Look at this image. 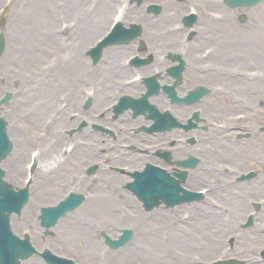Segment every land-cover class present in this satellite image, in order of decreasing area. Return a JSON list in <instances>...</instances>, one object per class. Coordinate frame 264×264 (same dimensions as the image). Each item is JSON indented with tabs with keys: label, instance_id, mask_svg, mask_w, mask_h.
Instances as JSON below:
<instances>
[{
	"label": "bare ground",
	"instance_id": "1",
	"mask_svg": "<svg viewBox=\"0 0 264 264\" xmlns=\"http://www.w3.org/2000/svg\"><path fill=\"white\" fill-rule=\"evenodd\" d=\"M112 1L113 0H100L98 7L94 10V12L91 15H87L86 13H84L85 11L83 8V2H79L78 0H59V2L58 0H51V3L49 0H20V3L21 5H23V8H20L19 10L15 11V13H13L14 22L12 23V28H9V41L7 43V49H12L13 51H15L16 53L14 54V57L16 59L24 60L23 63L25 64L23 65L22 71L14 65V62L9 64L7 67L2 68L3 74L1 80L2 82L0 84V90H9L14 85L13 82L18 80L20 88L23 89L22 94L24 95V99L20 96H16L17 94L15 90L12 91L14 98L9 108H12V110L15 111L16 109L21 107L22 103H27V108L35 107L38 110V113L35 116L36 118L33 117L32 122H38L45 119L51 120L49 126L50 129L47 132V137L45 140L42 139V141H45L44 145L46 150L45 160H41L42 169L44 168V166H60L58 170L65 174L67 169L69 170L70 167H74V172L76 174L80 169H82L83 164L85 163V159L87 157L93 158L102 154L103 149L100 144H97L95 147H91L88 146V140L84 143H80V140H86L84 136H88L89 133H92L91 130H88V128L92 125L93 115L91 117V121H89V123L91 124H89V126L85 129L84 134L78 135V133L74 131V135L79 136V138L76 137L73 141V144H78L77 149H75L73 152V154L76 153L75 162H72L69 158L67 159L65 154L60 155L57 150V145L60 141L66 138V135H68L66 130L74 126L75 123L77 124V122H79V120L76 119L81 118V91L83 82L85 81V78L88 79L89 75V67L86 66V60H88V58L84 54V51L88 45L86 44V42H88V40L92 36H95L101 30V27L104 28L105 24L107 23V19L111 14V7L113 6ZM64 6L65 8H62L63 11H71L74 8L79 9V11H76L77 14H74L73 20H76L79 23L81 19L79 23L80 25L73 29V32H75L76 29H80V26H82L83 29L88 27L89 30L87 32L83 29L80 30L77 35H80L79 37L81 39L75 38L73 43L69 45L78 58L77 63L75 65L68 66L66 64H63V67H61L58 71L56 66L51 63V57L56 55L57 51H61L62 48L57 29L60 22V14L58 8ZM16 9H18L17 4L15 6V10ZM138 15L142 14L139 13ZM144 17L146 16H142V18ZM150 17L152 18V15ZM149 21V23L152 24V19H150ZM14 23L15 28H13ZM229 23L231 24L224 26V29L228 33L225 39L226 43L233 40V42L236 44L246 43L249 40L253 41L257 38V36H260L259 33L256 32V30L259 27L261 29H264V12L262 13L259 22L257 23V27L254 31H251V28L241 30L234 28L233 20ZM227 27H230V29H227ZM146 36L149 38L156 36V32L152 29V26L151 32H149ZM214 41L217 40L214 39ZM261 41L264 44V38L261 37ZM115 49L116 48L110 49L107 55V58L109 59L108 61H114V67L111 70H107L106 66L104 65L101 70V73L103 74V76L106 77L107 80L106 84H100L99 94H97V107L105 105L106 101L109 99L108 96H112V94L110 93V84L114 82L113 79H115L117 72L120 70H126L123 66L118 63L116 56L113 54ZM258 49H261V47ZM251 53L254 57L257 69H264V52L252 49ZM183 56L189 65V69L187 70V72H185V75L191 76L192 79L197 78V72L193 70V64L197 62L194 53H192L190 50L185 49ZM153 57V62L157 66L169 63L165 60L164 57H158V55L156 54H154ZM217 57L219 60L222 61H228L232 59L231 54L225 53V51L220 48ZM173 64L176 65L177 63L173 62ZM227 66L233 69L229 62L227 63ZM93 72L95 71L91 69L90 74H92ZM90 78L91 82L95 84L96 82L98 84L100 83L99 76L97 73L95 74V77ZM263 83L264 80L262 81V85ZM24 91L29 93L26 94ZM252 95L257 103L261 104V102H263L262 107H264V86H262V92L252 90ZM63 99L65 102H68V106L65 110H61L57 106L58 103L60 105L61 100ZM213 103L214 101H209L207 103V107H212L214 112H218L228 107L226 100H222L217 106H214ZM70 113H73L76 119L74 117L72 120L69 119ZM45 114L46 116H43ZM141 119L143 118L141 117ZM138 121L139 118L135 119V122L132 123L137 124ZM132 129L133 128H129L128 132L125 133L130 134ZM125 133L122 134L123 137H125ZM32 136L33 134L29 135L30 140L33 139ZM90 136L91 138L93 137L98 140V137L95 132L92 133V135ZM133 136L135 137H133V139L131 140L134 141L135 146L139 148L141 145L140 142L143 141V135L136 134ZM226 146L227 149L224 148L221 154L227 156L233 161H237L235 159L237 155L243 154V151L246 149H249V151H251L253 154H256L261 149V142H259L254 149L251 145H248L247 148L240 149H237V147L235 148V146H231L229 144H226ZM23 147H25L24 144ZM18 153L19 155H17L19 159H21V157L23 156V151L20 150ZM107 154H111L109 150H107ZM114 161L115 164H117L116 156L114 158ZM10 165L14 169H17L19 162H11ZM101 169H103V167ZM106 169L107 167H104V170ZM88 179L89 178L85 175L80 174L76 176V179H74L73 184H76L79 190L84 191L88 187ZM103 180V189L101 188L102 182L98 185L101 192V195H98L100 199H98L93 204L89 203L86 206L87 209H84L85 214L88 215L89 213V215H97L98 217H102L103 215H105V211L108 210L111 213L108 216H111L112 221L115 222V218L117 217V215L111 210H109V208H112V204L110 202H114L118 199H121L119 198L121 194L124 195L122 198L124 199V201H130V198L126 197V194L122 193L120 190L117 189L118 183L125 182L127 178L124 175L104 173L103 171ZM194 180L198 181L197 178H194ZM68 181H70V178H68L67 180L66 178H64L62 182H59V185H66ZM252 188L261 190L264 188V186L255 182L251 185H247L245 190ZM104 192H109V194L107 195V199L102 198ZM41 193H54V188L49 186L46 189H42ZM218 194L223 199H225L227 203L232 207V219L234 226L237 227V222L242 211L248 206L247 202L245 201V198H227L223 191H218ZM246 194L248 196H252L253 193L247 192ZM40 199L41 197L38 196V200ZM40 201H42V199ZM204 220L208 224H197L195 226V230L197 232L198 238L200 237L201 239H208V245L206 248H202L201 246H198L195 241L185 239L184 236L174 232L173 227L168 224L169 216L165 211H160L159 216L153 220L152 224H160V228L158 227L159 230L169 232L171 236L170 241L175 243L181 242L185 250L184 256L185 258H188V252L191 249L200 250L203 252L211 250L212 254H214L217 247L223 243V234L225 231L223 228L221 229L217 226L220 225L218 222L219 218L217 214L215 213V217L206 218L205 216H203L202 221ZM141 225L143 226L144 223L141 222ZM62 231V241L65 243L67 241L68 235L71 233L75 232L86 235L88 241H86L87 243L85 244V247L83 249L88 254V256L93 254V248L91 247V245L98 247L100 246L97 242L90 240V236L88 235V229H78L74 224L70 222H65L62 223ZM208 232H213L212 238L208 237ZM143 236L146 240L152 243V247L148 251L138 252L132 250V248L128 246L126 248V251H123L118 254V257H124L131 253L130 255H135L134 257H129V259L131 260L136 256H140L146 257L149 260L158 261V264H167L170 260L178 259L175 254L169 251L168 245H157L155 239H152L151 237L146 235L144 228ZM255 236L261 239L264 238V235L255 234ZM63 242H61V245ZM240 243L244 244L247 248H249V246L255 243V240H253L252 238H244L240 241ZM23 264H38V262L36 259H30L29 261H23Z\"/></svg>",
	"mask_w": 264,
	"mask_h": 264
},
{
	"label": "rangeland",
	"instance_id": "2",
	"mask_svg": "<svg viewBox=\"0 0 264 264\" xmlns=\"http://www.w3.org/2000/svg\"><path fill=\"white\" fill-rule=\"evenodd\" d=\"M50 1V3H51V0H49ZM89 1L90 0H86L84 3L87 5L88 3H89ZM152 1H155V0H152ZM207 1H211V0H207ZM2 0H0V8H1V4H2ZM223 5V3L222 4H220V6L218 5V6H216L215 4H211L210 5V8L213 10H218V9H220L221 7H223L222 6ZM69 10H67V12H68ZM262 9H261V12L258 10V9H254V11H253V14H254V16H253V18L254 19H256V23H257V15H259V13H261L262 14ZM69 14H70V12H69ZM212 24H213V22H210V25H209V27L211 28V26H212ZM212 27H214V26H212ZM253 27H255V25L253 26ZM13 28H15V23H14V25H13ZM81 30V29H80ZM252 30H255V29H252ZM0 34L2 33V28H0ZM212 31V30H211ZM214 31V33H219V32H221V34H223V33H225L226 34V31H225V29H224V26H223V24H220L218 27H216L215 28V30H213ZM99 32H101V31H99ZM80 38V37H79ZM94 38H91V40H88L89 42L88 43H92V40H93ZM261 41H260V38H259V36H257V38L252 42H249L248 44H245V43H242V44H238V45H235V44H233L232 42H231V47L232 48H236V47H238L237 48V50H238V53H241V55L239 56L241 59H246L247 57H245L244 55L245 54H247V55H251V54H248V52L250 53V52H252V49L253 48H259L260 46H261ZM261 50H262V46H261ZM16 52L15 51H13L12 49L9 51V54L7 53V56L5 57V61L2 63V64H4L3 65V67H7L9 64H11V63H13L14 61H15V58H14V54H15ZM129 52H126L124 55H122L121 56V58H123L124 56H126L127 54H128ZM240 58H236L235 59V62L237 61V60H239ZM7 59V60H6ZM248 59V58H247ZM246 59V60H247ZM87 62V61H86ZM234 62V63H235ZM63 64H66L67 66L69 65L67 62H62L60 65H59V70H60V68L61 67H63ZM87 65V64H86ZM17 81H14L13 82V84H15V86L13 85L10 89H12V90H16V88H17ZM185 86H188L187 84H184V86L183 87H185ZM110 102V101H109ZM109 102H107V103H109ZM106 103V104H107ZM27 106V105H26ZM26 106H21L20 107V109H19V111L18 112H16V113H11L8 109H6V107H4L5 108V110L6 111H4L7 115H8V121L11 123L12 121H14L15 123H17L16 124V127L15 128H19V126H18V124L20 123V124H22V128H30V126L31 127H33V125H34V122L37 124L38 123V126L40 125V121H34V122H31V120H33V117L31 118V119H26V118H24V111L26 110ZM232 111L231 110H229V109H227V110H225V109H223L221 112H219V114L221 115V114H229V113H231ZM211 113H212V115L213 114H218V112H213L212 111V109H211ZM20 114V115H19ZM20 116V117H18V116ZM43 116H46V114L45 115H43ZM228 117V116H227ZM15 118H17V119H15ZM34 118H36L35 116H34ZM259 120H260V118H257V121L256 122H259ZM26 122H29V123H26ZM25 123H26V125H25ZM257 127V126H256ZM259 127V126H258ZM135 128H136V126H135ZM139 132H142V135H145V131H139ZM10 134H11V137L13 138V140L15 141V146H16V148H19L20 150H22L23 151V155H25V157H23L22 159H19V157H18V155H19V153H18V151L16 152L15 150L10 154V157H9V159H8V161L6 162L7 163V165H9L10 164V162H19V165H18V167L17 168H19V169H13V167L11 166V168H7V170L8 171H11V173L7 176V177H9V178H11L12 176H15V173L16 172H18L19 173V175H20V177L21 176H23L22 175V171H21V167L23 166L24 167V163L27 161V159H28V155H29V153H30V150H31V148L34 146V144H32V145H29L28 146V148H26V147H23V145L21 144V143H19L20 141H17L16 140V138H14L13 136H15L16 134L18 135V133L15 131V130H13L12 128H11V132H10ZM13 135V136H12ZM20 135H22L23 137H25V135L26 134H20ZM64 141V140H63ZM62 144V143H61ZM61 144H59V147H60V145ZM59 147H58V150H59ZM18 154V155H17ZM94 158H92V159H89V161L91 160H93ZM122 164H124V163H122ZM4 165V164H3ZM40 166H41V164H40ZM46 168V172H44V173H41V172H38V174H37V176L36 177H38V182H36V185H37V183H39V185H38V187L37 188H39V186H40V184H41V187L40 188H47V186L48 185H54V182H56V180H57V177H55V176H49L48 175V168H47V166L45 167ZM21 172V173H20ZM48 176V178H49V182H48V185L47 186H44L43 184H42V180H43V178H45V177H47ZM202 183H199L198 184V186L197 187H200V186H204L203 184L201 185ZM57 186V185H56ZM68 187V186H67ZM65 186H63L62 187V190L60 191V193H58V194H53V195H51V196H44L42 199V202H39V203H52V202H54L53 200H55L56 199V197L57 198H59V197H61L62 195H63V193L65 192ZM36 198H35V201H36V203H38L37 202V195L35 196ZM97 198H99V197H96L95 199H93L92 201H94V200H96ZM56 201V200H55ZM88 205V204H87ZM33 207H36V204H34V206ZM36 211V210H35ZM83 212H84V209H83ZM34 213V212H33ZM73 220H72V218H71V220L69 221V222H72ZM80 228H84V227H80ZM140 228H138V230H139ZM136 231H137V229H136ZM140 232V231H139ZM61 234H62V232H61ZM77 236H78V238L79 237H82V236H84V235H82V234H75V232L74 233H71V234H69L68 235V237H70L71 239H72V241L70 240V243L71 244H76L77 243ZM89 236H90V239L91 240H95V238L93 237V235H92V233H91V231L89 232ZM85 237V236H84ZM77 238V239H76ZM40 242V241H39ZM39 242H37L38 243V245H39ZM103 244V243H102ZM224 245V244H223ZM104 246V245H103ZM107 249V248H106ZM108 250V249H107ZM68 255H76V256H78L77 254L78 253H76V252H73V251H68V252H66ZM218 253V252H217ZM217 253L216 254H214L213 256H211V257H209V256H205L204 255V258L205 259H209V258H213L215 255H217ZM78 258L80 259V257L78 256ZM104 258V256L103 255H101V256H98V257H93L92 258V260H91V263H89V264H95L96 263V261L97 260H101V259H103ZM84 257H82V260L80 259V262L82 263V264H88V261H86L87 259H84ZM185 261H188V260H186L185 259ZM130 263V262H129ZM38 264H42L40 261H38ZM124 264V263H123Z\"/></svg>",
	"mask_w": 264,
	"mask_h": 264
},
{
	"label": "water",
	"instance_id": "3",
	"mask_svg": "<svg viewBox=\"0 0 264 264\" xmlns=\"http://www.w3.org/2000/svg\"><path fill=\"white\" fill-rule=\"evenodd\" d=\"M17 251H18V253H17V257H23L24 255V251H23V249L22 248H20V247H17Z\"/></svg>",
	"mask_w": 264,
	"mask_h": 264
}]
</instances>
